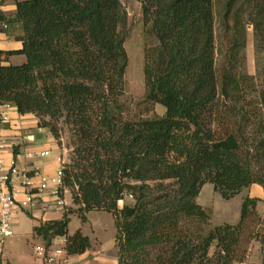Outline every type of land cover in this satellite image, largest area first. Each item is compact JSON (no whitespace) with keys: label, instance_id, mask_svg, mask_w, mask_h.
Returning a JSON list of instances; mask_svg holds the SVG:
<instances>
[{"label":"trees","instance_id":"16d2710c","mask_svg":"<svg viewBox=\"0 0 264 264\" xmlns=\"http://www.w3.org/2000/svg\"><path fill=\"white\" fill-rule=\"evenodd\" d=\"M136 1L157 42L143 51V101L161 106V117L125 118L120 0H14L13 16L0 11V36L20 43L0 49V106L32 115L58 146L59 126L69 134L61 190L73 208L32 235L45 249L63 238L68 256L81 255L90 241L79 230L68 234L69 216L85 223L88 213L104 212L117 264L243 262L241 238L258 224L260 200L243 199L236 225L211 227L197 198L204 185L225 201L251 185L264 192V92L243 66L245 25L255 51L264 50V0H223L219 62L213 0ZM17 56L24 62L8 63ZM125 196L131 203L119 208Z\"/></svg>","mask_w":264,"mask_h":264},{"label":"rangeland","instance_id":"374dc122","mask_svg":"<svg viewBox=\"0 0 264 264\" xmlns=\"http://www.w3.org/2000/svg\"><path fill=\"white\" fill-rule=\"evenodd\" d=\"M21 1V0H19ZM0 11L6 16H13L14 14V0H1ZM121 6L127 15L126 38L124 49L127 54V68L125 71V90L122 97V103L125 107V118H153L161 117L164 114V109L159 105H152L143 101V51L146 48L156 45V40L152 35L149 24L144 23L141 5L136 0H120ZM214 17H215V38L217 49V60L221 59V53L224 51V43L226 34L221 27V8L223 0H213ZM246 27V47L244 51V72L254 78V88L256 92H264V50L259 49L255 51L254 33L250 24ZM9 30L8 28L5 31ZM12 30V29H11ZM15 31V27H13ZM0 48L9 49L18 46L17 37L9 36L5 39L4 35L0 36ZM19 43V42H18ZM13 65L18 64L17 59H12ZM262 115L264 119V107L262 108ZM59 146L56 141V152L63 161V168L69 164L71 156V149L69 147V134L65 126H59ZM212 132L218 137L224 130V125L220 123L212 125ZM226 128V125H225ZM228 128V125H227ZM50 139H46L43 143H50ZM52 154L54 150H50ZM65 203L69 205V197L66 196ZM198 200L204 206H207V211L210 214V226H219L222 224L236 223L237 218H231V209L238 202V199L227 202L222 200L217 194L213 193L212 187L206 185L202 188ZM206 202V203H205ZM125 203H131V199L125 196L122 201L118 202V207H122ZM256 211V210H255ZM230 212V214H229ZM235 213V212H234ZM258 216V224L250 232H246L241 238V246L246 249L244 262L250 264L255 258H258V251L256 249L257 243H264V200ZM90 225L93 227L95 235L103 240L111 239V234L114 228L111 222V216L104 212H91L88 216ZM237 224V223H236ZM233 224V225H236ZM110 225V227H109ZM32 221L26 214L20 210L15 211L12 232L14 244L7 250L2 249L1 258L4 264H34L33 249L36 245L42 246L43 243L39 239L33 240L31 237ZM80 227V222L77 218L70 219L68 230L74 231ZM109 229L111 231H109ZM105 230V232H103ZM84 232L92 238L88 227L84 228ZM59 247L60 244H55ZM215 248L212 247L209 251V257L213 255ZM6 261V262H5Z\"/></svg>","mask_w":264,"mask_h":264},{"label":"crops","instance_id":"0c3cea01","mask_svg":"<svg viewBox=\"0 0 264 264\" xmlns=\"http://www.w3.org/2000/svg\"><path fill=\"white\" fill-rule=\"evenodd\" d=\"M4 37L5 39H8L5 35ZM17 44L18 46L15 45L14 48H9V49L0 48V49L4 51L15 50L18 49L20 46V43L17 42ZM12 59H17L18 64L24 62V58L22 56H17V57L9 58L8 63L12 62ZM10 64L13 65V63ZM9 117L10 119H12L10 124L3 125L0 130V135L4 139V142L6 144V149L4 151L5 158L6 159L10 157L14 158L17 161L18 166L25 170H32L37 168L45 176H51L52 174H54V172L59 167L58 159H60V157L56 152V144L53 138L51 137V135L46 130L43 129L39 130L36 128V120L32 115H23V116L18 115L15 109L12 107V110L9 112ZM46 139H50L51 142L44 144L43 142ZM50 150H54L55 153L52 154ZM29 151H47L48 156L45 158L27 159L25 157V154ZM66 196L69 197V201H70L69 205L65 203L66 211H67L68 208H73V206L71 204L69 192L64 191L63 197L65 198ZM246 197L257 198L260 200V202L256 206V211L257 213H259V210L261 209L264 200L263 189L258 185H251L248 188L242 190L234 198L227 201L230 203V201L234 199H238V202L233 207L234 209H231V214L229 212L231 218L234 217L237 218L236 223H238L239 221L241 203L243 199ZM197 203L204 209H208L207 206H204L199 202L198 198H197ZM20 211L24 212L26 216L28 215L30 216V218L29 217L28 218L32 221L33 227L37 226L39 222L60 220L63 215V213L61 212H56L54 210L47 209L42 203L34 204L32 207ZM90 213L86 215L85 223H81L76 215L69 216V222L72 217H75L79 220L80 227L74 231L68 230V234L71 235L75 231L79 230L82 233V235L86 236L90 241V248L81 255L70 256L69 264H117L118 254L115 244L116 231L113 226L112 217H111V222L114 228V232L111 234L112 238L103 240L95 235L96 233L93 231V227L90 225V221L88 218ZM236 223H231V224L233 225ZM85 227H88L89 232L92 235V238L84 232ZM109 231L111 230L109 229ZM103 232H105V230H103ZM13 236L14 235H12L10 238H8L5 241L4 243L5 250H7V248H11L12 245L14 244ZM31 237L33 240L39 241V239L33 237L32 230H31ZM64 243L65 240L63 238H58L52 242V246L54 247L55 244L64 245ZM33 257H34V264H42L40 258L38 257L36 258L34 253H33ZM0 264H4L2 258L0 260Z\"/></svg>","mask_w":264,"mask_h":264},{"label":"built area","instance_id":"2783aa9c","mask_svg":"<svg viewBox=\"0 0 264 264\" xmlns=\"http://www.w3.org/2000/svg\"><path fill=\"white\" fill-rule=\"evenodd\" d=\"M12 106H0V125L10 124L9 112ZM6 144L0 135V260L5 241L13 235L12 224L15 211L25 210L34 204L42 203L49 210L64 213L66 205L63 197L62 170L63 161L58 159L59 167L51 176H45L39 169L25 170L18 166L17 161L4 156ZM47 151H29L25 154L27 159L45 158ZM130 198V197H129ZM258 258L250 264H264V243H257ZM36 258L42 264H69V258L63 245L47 249L37 245L33 249ZM237 264H247L240 262Z\"/></svg>","mask_w":264,"mask_h":264}]
</instances>
